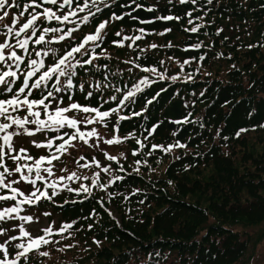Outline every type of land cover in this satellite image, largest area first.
Here are the masks:
<instances>
[{
    "label": "trees",
    "instance_id": "1",
    "mask_svg": "<svg viewBox=\"0 0 264 264\" xmlns=\"http://www.w3.org/2000/svg\"><path fill=\"white\" fill-rule=\"evenodd\" d=\"M109 2L112 7L90 24L94 29L109 20L101 47L120 41L122 37L115 35L119 30L141 28L146 38L161 36L163 44L154 51L132 52L131 71L111 72V87L95 90L90 100L75 90L72 96L102 110L120 107V115L131 117L120 122L116 133L121 136L147 134L156 142L186 147L172 152L166 162L158 160L159 152L144 147L137 152L139 163L131 158L111 163L114 172L101 180L109 182L106 190L93 187L91 195L65 191L51 201H40L36 205L48 207L58 217V228L75 223L62 236L49 237L59 244L39 249L49 256L29 255L30 264H252L264 241V0H197L196 4L136 0L141 8L132 0ZM149 7L154 11H147ZM113 15L123 19H110ZM162 16L180 19H156ZM193 27L201 28L198 34L190 30ZM174 35L181 36L180 48L167 47ZM198 38L208 43L206 51L196 47ZM115 53L122 55L123 50ZM166 57L202 62L212 76L201 81L168 80L160 63ZM113 62L100 66L108 70ZM136 64L154 67L166 78L140 85L142 91L125 106L102 103L101 93L111 94L116 87L126 84L128 90H135L138 73L144 72ZM90 72L92 81L102 70ZM81 75L89 76L79 70ZM98 80L104 84L107 77ZM137 112L141 115H133ZM113 123L114 118H109L107 129ZM152 128L156 131L150 134ZM97 170L85 167L84 175ZM115 176L123 179L114 180ZM77 184L90 185V181L81 179ZM108 205L118 213V220L107 213ZM82 229L87 232L79 242ZM96 241L104 246L92 249ZM65 245L74 247L58 251ZM66 256L69 259L64 260Z\"/></svg>",
    "mask_w": 264,
    "mask_h": 264
},
{
    "label": "snow or ice",
    "instance_id": "2",
    "mask_svg": "<svg viewBox=\"0 0 264 264\" xmlns=\"http://www.w3.org/2000/svg\"><path fill=\"white\" fill-rule=\"evenodd\" d=\"M179 2L181 4L189 2L196 4L197 0H179ZM132 3L136 4V0H132ZM208 3H212V0H208ZM45 5L54 7H45ZM111 7L112 4L109 0H28L23 4L19 0H0V37H3L0 39V65L7 66V70L0 71V86H2L0 87V96L4 97L0 98V192L3 193L0 194V202L15 201L14 205L3 207L0 210V222L19 219L31 223L34 220L33 215H19L23 210L21 205L32 206L42 200L51 201L59 195V185L65 180L78 181L84 179L90 181V185L80 184L75 189L69 187L68 184H63V190L68 192H83L91 195L93 187L101 190L107 189L108 185L101 183L100 172H94L92 176L79 175L75 171L69 172L67 167L59 169L67 175L59 176L57 179L48 182L49 178L55 175L53 172L54 161H60L63 155H73L69 150L76 149L74 141L79 140L89 147H99L96 140H102L104 145H121L130 136L134 138V134L124 137L109 134V138L104 139V134L98 132L96 127H92L88 131L82 130V125L93 124H102L108 128L109 118H114L111 132H116L119 131L120 122L129 120L131 117L120 115V107L102 110V106L82 105L76 102L72 96L73 89H77L84 94L85 100H90L95 95L92 89L100 91L105 87L102 82L93 83L80 78L78 70H83L86 75L91 74L90 69L92 68H95L97 72L100 70V66L94 63L101 58V54H97L96 49L100 47L108 35L105 29L109 20L99 22L92 31L82 37L78 38L75 33L82 31V26L90 25L98 13H102L104 9ZM141 7L143 5L136 4V8ZM8 9H19V14L10 12ZM37 9H41V11H36ZM133 10L135 11V9ZM147 11H154V8L149 7ZM26 13L27 15H25ZM187 15L191 16V12ZM131 18L137 19V17ZM110 19L122 20L123 17L113 15ZM156 19L178 20L180 17L162 16ZM53 21L58 25H72V27L43 26L45 22L51 24ZM189 22L191 23V21ZM141 23H151V21H141ZM190 30L196 32L198 28L193 27ZM165 31H171V29ZM139 32L140 35L130 37L122 36V32L118 31L115 35L122 36V39L113 41V43L123 47V41H131L129 45L131 47L143 39L144 29H139ZM159 35H164V33H159ZM30 41L41 46V48L29 52ZM54 44H59L60 47H52L51 45ZM150 47L156 48L157 45L152 44ZM167 47H172V45L169 44ZM17 49L27 53L29 58L25 60L24 56L18 54ZM33 52L35 57H41V59L32 58ZM44 57L47 58V61ZM124 63L133 62L125 61ZM160 63L162 65L164 62L160 61ZM184 63H188V61ZM21 65H24L27 70L21 71ZM135 66L144 72L156 75L160 80L166 78L164 73L158 72L154 67L144 68L140 64ZM180 67L183 68V64ZM127 71L130 72L131 68ZM171 79L176 80L177 77L172 76ZM149 83V78L145 77L134 86L135 90L129 89L122 98L115 95L107 99L102 97V103H108L111 100L116 101L120 106H125L126 101L131 100L138 92L142 91L140 85ZM115 91L119 93L122 92V89L116 87ZM65 95L69 101L66 104L64 102ZM21 110L26 112V115H13V113ZM42 114L46 119L42 118ZM133 115L139 116L141 113L137 112ZM28 125H33L34 128H29ZM155 131L156 129L152 128L150 134ZM36 133H52L53 136L47 138L45 142L32 140L31 143L38 149H54V151L34 159L28 154V149L15 148L14 138L18 136L34 137ZM89 139H92L91 144H89ZM57 141L59 143H56ZM136 143L141 149L145 147L139 140ZM173 147L183 148L186 145L177 142L175 145H169L165 148L162 145L154 144L152 150L159 148L164 152H170ZM100 150L108 161H117L115 155H110L108 151L103 149ZM13 152L17 154L12 155ZM132 154L136 155L137 153L133 152ZM120 156L123 157L124 153L121 152ZM6 157L12 161L14 167L8 166ZM83 159L84 157L80 156L79 160ZM92 159L96 168H99L101 172H110V167H102L101 163L95 160V157ZM79 160L74 161L77 167L91 166L80 164ZM21 161L33 162L22 164ZM120 170L123 171V168L121 167ZM121 179H123L121 176L114 177V180ZM37 182L43 183L44 190L37 186ZM22 185L31 186L32 190L26 194L21 188ZM47 189H51V194ZM109 214L111 215V213ZM44 215L47 216L50 213L46 212ZM74 223L75 221L62 224L55 233L51 226L47 227L42 230L43 235L36 237H33L22 224L15 226L19 229V236L8 235L12 229L0 227V236L6 237L0 242V264H21L22 260L26 264L29 253L33 251H37L40 256H49V252L39 251V249L52 243L59 244L60 241H53L49 237L53 234L62 236L64 232L72 228ZM62 238L67 239L68 237ZM17 240L24 242L13 243ZM96 243L99 242L96 241ZM71 247L74 245H65L58 251H64L65 248Z\"/></svg>",
    "mask_w": 264,
    "mask_h": 264
},
{
    "label": "rangeland",
    "instance_id": "3",
    "mask_svg": "<svg viewBox=\"0 0 264 264\" xmlns=\"http://www.w3.org/2000/svg\"><path fill=\"white\" fill-rule=\"evenodd\" d=\"M19 2L21 4H23V3L28 2V0H19ZM45 7H54V6L45 5ZM8 10L10 12L16 13L17 15L19 14V9H8ZM36 11H41V9H37ZM25 15H27V13ZM21 19L23 20V18H21ZM200 23L202 25H205V24H203V21ZM43 26H58V27H62V28L72 27V25H58L55 21H53L51 24H48V22H45V24ZM107 29L109 30L108 26L106 27L105 31ZM92 30L93 29H92L91 25L82 26V31L75 33V35L79 38V37H82L84 34L89 33ZM199 30L197 31V34H198ZM119 32H122V36H130L131 37V36H135V35H140L139 32H135V31L119 30ZM21 38H23V37H21ZM0 39H3V37H0ZM180 40H181V36L174 35L173 37H169V39L167 40L166 43H167V45L176 44L177 47L180 48L181 47V45L179 44ZM12 42L14 43V41H12ZM123 44H124L123 47H120L117 44H111V45L106 46V47H101V45H100V47L96 49V53L101 54V58L94 62L96 65L100 66V63H102L104 61H106V62L114 61V62L112 63L113 69H111L112 64L110 65V68L108 69L111 71H108L107 68H102V66H100V70H102V72H100L92 80L93 83L99 82L98 79L100 77L106 76L107 80L105 81L104 85L106 87H108L110 80L112 79V77H110L112 74L111 72H116V73L120 74V72H119L120 69H125V70L129 69V68L132 69V66H131L132 64L124 63L125 61H129V58H130L132 52L137 51V49L150 50V51L151 50H153V51L157 50V49H159L158 47H160L163 44V40H162L161 36H157V37H154L151 39L146 38L144 36L142 40L137 41L136 44L132 45L131 47H129V45L131 44V41H123ZM152 44H156L157 47L151 48L150 45H152ZM195 45H199L205 51L208 48V43L205 42V39H201V38H198V40H195ZM51 46L57 47V48L60 47L59 44H54ZM40 48H41V46L35 45L30 41L29 52H32L33 49L39 50ZM115 50H123V54L118 56L115 53ZM17 52H18V54L24 56L25 60H27L29 58L27 53H23L19 49H17ZM105 57H107V58H105ZM32 58L41 59V57H35L34 52L32 53ZM44 59L47 61L46 57H44ZM130 61H131V59H130ZM163 61H164V65H165V66H163V70H165L166 74L168 75L166 78L168 80H172L171 77L176 76L177 77L176 81H180V80L201 81L203 78H205L207 76H209V77L212 76V73L210 72L211 68L209 70L206 69V65L203 64L202 62L188 61V63H184L185 62L184 60H181L180 58H178V60H177L176 58H173V57H166V58H164ZM9 63H12V62H9ZM181 64H183V68L180 67ZM92 69H95V68H92ZM3 70H7L6 65H0V71H3ZM26 70H27L26 67L24 65H21V71H26ZM138 75H139V81L145 77H148L149 81H153V80L157 79V76L153 75L150 72H142V73H138ZM91 76L89 75V76L83 77L81 75L79 77L83 78L84 80L89 81L91 79L90 78ZM0 87H2V86H0ZM120 88L122 89V92L117 93L115 90H113L111 94H110V92H108L106 95L101 93V97H103V99H107L108 97L115 95L118 98H122V96L127 93L129 86L127 87V85L124 84ZM73 90L80 93L84 97V94L79 92L77 89H73ZM93 91L95 92V89ZM0 98H4V97L0 96ZM73 99L76 102L81 103L82 105L88 104L87 101H83V100L79 101V100L75 99L74 96H73ZM64 102H65V104L69 102L67 100V97H66V100ZM109 102H114V101L109 100ZM108 103H106V104H108ZM114 107H116V106H114ZM22 114L26 115V112H23V110H21V111H18L16 113H13V115H16V116H20ZM42 118L46 119V117L43 116V114H42ZM28 127L34 128L33 125H28ZM81 127H82V130H84V131H88L92 127H96L98 132L104 134V137H103L104 139L109 138V134L124 137V136L119 135L116 132H111V130L105 128L104 125H102V124L82 125ZM52 136H53L52 133H46V134L36 133V135L34 137L18 136V137L14 138V145H15L16 149H19L21 147L28 149V154L31 155L35 159V158H38L40 155H45V153H50L51 151H54V149H52V150L38 149L34 146V144L31 143V141L35 140L37 142H45L47 140V138L52 137ZM125 136H130V134H127ZM145 137H147V134H137V135L134 134V138H132L130 136V138L125 140L121 145H104L102 143V140H96V144L99 147H89L88 145H84L81 141L76 140L73 142L74 144H76V149H70L69 150L70 152L73 153L72 156L63 155V156H61L60 161H54L55 167H53V172L55 173V175L53 177L49 178L48 182H51L52 180L57 179V177H59V176L67 175V173L59 171V169L62 167H67L69 172L75 171L79 175H84V168L85 167L79 168L74 163L75 160H79L80 156L84 157L83 160H79L80 164H89V165L94 166V167H96V166H95V163L93 162V159H92L93 157H95V160H97L101 163L102 167H109L111 165V163L115 164V163H117V161L119 162L122 159H128V158H131V160H133L134 162L137 163L136 158H137V155L139 156V154L133 155L132 153L133 152L141 153L143 150L136 143L137 140L141 141L145 145V148L147 149V151L159 152L160 153V159H158V160H161V162L163 160H164V162H166L168 160V157H169L168 155H170L172 152L177 151L178 149H182L180 147H173L170 152H164L159 148H157L156 150H152V145H154V144L155 145H162L165 148H167L169 145H175V144H169V145L168 144H162V143H159V142L152 140V138L147 137V139H145ZM56 143H59V141H57ZM91 143H92V139H89V144H91ZM100 149H103L104 151H108L110 155H115L117 157V161H108L104 157L103 152ZM121 152L124 153L123 157L120 156ZM16 154H17L16 152L12 153V155H16ZM5 159H6V163L8 164L9 167H14L11 160H8L7 157ZM32 162L33 161H21L22 164L23 163L31 164ZM97 169L100 170L99 168H97ZM208 169L209 168L205 169V172ZM98 170H97V172H98ZM110 172H114V169H110ZM105 174L107 175L108 173H105ZM109 177H111V173H109L108 177L101 176V180H107V178H109ZM17 178H18V174H17ZM78 182H79V180L78 181H68V180L63 181L59 185V189H58L59 195H57L56 197L64 195L66 190H63V184H68L69 187L75 189V188H78V184H77ZM108 183L109 182L107 181V182H104L103 184L107 185ZM37 186L41 187V189L44 190L42 182H37ZM21 188L26 194L32 190L31 186L22 185ZM47 190H48L49 194H51V189H47ZM0 194H3V193L0 192ZM18 199H21V198L18 197ZM14 204H15V201H9L7 203L0 202V210H2L3 207H9V206H12ZM26 206H29V207H24V206L21 207L23 210L19 213V215H21V216L33 215L34 220L31 223L25 222V221H22L19 219H14V220L7 221V222H0V227L12 229L8 233V235L19 236V229L16 228L15 226L21 225V224L24 226V228L26 230H28L31 233V235L33 237L43 235L42 230L47 228V227H50V226L53 228L54 233L59 229L57 226L58 217L55 214H51V210L48 207L39 206V205H35V207H33V206H30L27 204H26ZM106 209H107L106 210L107 213L110 212L111 215L113 217L114 216L117 217V220H118V213L112 208L111 205H108ZM46 212L50 213V215H47V216L44 215V213H46ZM49 217H51V218H49ZM96 220H98V216L96 217ZM86 232L87 231L85 229H82L78 232V235L80 236V239H81V240H79V242L84 241ZM82 233H85V234L81 235ZM5 239H6V237L0 236V242H2ZM87 239L91 240L92 237L90 238L89 236H87ZM18 242H24V241H21V240L13 241V243H18ZM104 244L107 245V242L105 241ZM101 246L103 247L104 245L102 243L93 244L92 249L97 250ZM257 250H258V252L256 254V258H253L252 264H264V241L258 246ZM35 252H37V251L31 252V253H29V255H31L32 253H35ZM35 255L40 256L38 253H36ZM79 257L80 256H78V258ZM32 259H33V257L28 258L26 263L27 264L32 263ZM67 259H69V256H66L64 260H67ZM48 260H49V257H48ZM22 264H25V262L23 261Z\"/></svg>",
    "mask_w": 264,
    "mask_h": 264
}]
</instances>
